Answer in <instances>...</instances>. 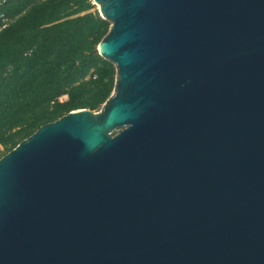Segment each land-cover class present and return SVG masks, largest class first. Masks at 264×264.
I'll use <instances>...</instances> for the list:
<instances>
[{"label":"water","instance_id":"1","mask_svg":"<svg viewBox=\"0 0 264 264\" xmlns=\"http://www.w3.org/2000/svg\"><path fill=\"white\" fill-rule=\"evenodd\" d=\"M98 112L0 158V264H264V0H92Z\"/></svg>","mask_w":264,"mask_h":264},{"label":"trees","instance_id":"2","mask_svg":"<svg viewBox=\"0 0 264 264\" xmlns=\"http://www.w3.org/2000/svg\"><path fill=\"white\" fill-rule=\"evenodd\" d=\"M92 0H10L0 32V158L69 112L100 111L116 69L98 45L110 23ZM67 97L62 101V97Z\"/></svg>","mask_w":264,"mask_h":264},{"label":"built area","instance_id":"3","mask_svg":"<svg viewBox=\"0 0 264 264\" xmlns=\"http://www.w3.org/2000/svg\"><path fill=\"white\" fill-rule=\"evenodd\" d=\"M10 0H0V32L9 27L13 22V18L5 11Z\"/></svg>","mask_w":264,"mask_h":264},{"label":"rangeland","instance_id":"4","mask_svg":"<svg viewBox=\"0 0 264 264\" xmlns=\"http://www.w3.org/2000/svg\"><path fill=\"white\" fill-rule=\"evenodd\" d=\"M95 7H94V9L93 10H98V6L97 5H94ZM67 99V97L65 96V97H62L61 98V100L62 101H64V100H66ZM96 112H98V111H96ZM3 151V149L2 148H0V153Z\"/></svg>","mask_w":264,"mask_h":264}]
</instances>
